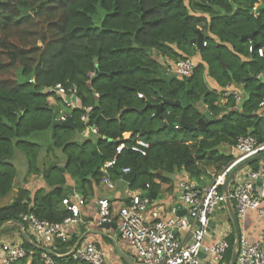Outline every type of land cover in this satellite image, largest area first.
<instances>
[{"label": "trees", "instance_id": "16d2710c", "mask_svg": "<svg viewBox=\"0 0 264 264\" xmlns=\"http://www.w3.org/2000/svg\"><path fill=\"white\" fill-rule=\"evenodd\" d=\"M1 13L0 201L15 196L1 202L0 225L27 226L25 214L63 222L72 215L63 204L69 177L85 201L106 175L121 179L124 168L136 172L132 188L158 191L178 172L200 182L206 166L221 170L234 160L226 150L241 136L264 142V54L258 53L264 50V0H0ZM200 28L206 45L198 48L191 41ZM253 33L255 52L247 36ZM196 56L186 77L158 59ZM207 76L219 88H210ZM59 83L75 84L83 106L93 107L88 124L80 119L83 109L75 108L67 110L75 128L56 125L59 110L49 99L62 100L50 91ZM236 85L243 88L241 102L232 93L222 102L226 88ZM163 97L181 104L166 103L157 114L154 106ZM202 118L203 126L181 127L182 120L196 124ZM87 125L98 133L80 139ZM138 141L147 144H139L145 154L132 149ZM16 149L27 158V175L43 177L45 186L15 191ZM111 160L115 164L105 168ZM229 221L230 247L220 264H230L236 242ZM75 241L54 244L65 253ZM24 246L27 255L12 264H47L44 252L54 264H92L28 240Z\"/></svg>", "mask_w": 264, "mask_h": 264}, {"label": "built area", "instance_id": "2783aa9c", "mask_svg": "<svg viewBox=\"0 0 264 264\" xmlns=\"http://www.w3.org/2000/svg\"><path fill=\"white\" fill-rule=\"evenodd\" d=\"M257 14V7H254ZM206 45V42L203 43ZM256 49V48H255ZM250 51L253 52L252 46ZM255 52V50H254ZM259 55L264 54L263 48L258 49ZM197 65L192 57L183 58L177 62H169L168 70L181 77L190 76ZM93 73L90 74V77ZM260 74L258 75V77ZM224 94V100L229 94H234L236 102L242 100L241 93L233 90L229 86ZM50 91L61 97L67 110L82 108L81 121L89 123L92 106L84 107L80 100L79 89L73 84H57ZM98 97L99 94L96 93ZM143 97V94H139ZM264 105V100L261 103ZM67 110L60 112L59 121H65L70 116ZM175 128H179L177 125ZM90 133L97 134L96 126L87 125L82 132L84 136ZM146 143L138 141L132 149L145 154L143 147ZM120 145L118 152L124 148ZM234 148V160L219 170L206 185L194 183L191 180H181L178 182V200L185 208V213L180 214L178 207L172 208L171 213H166L161 207L153 206V200L148 194L137 193L132 195L130 204L119 209V222L117 223L121 231V238L129 245L136 258V264H201L202 253L213 254L220 263L230 247L229 237L233 231L228 220L222 226L216 225L214 236L207 242V235L213 216L217 212H227L226 196L223 193V185L230 171L240 162L264 151V142H259L254 136H241ZM115 160L106 163L105 168L115 164ZM124 173L131 172L129 168L123 169ZM109 180V177L106 178ZM149 187V184H147ZM230 196L235 205L240 224L248 211L255 210L264 215L262 204L264 202V168L252 169L246 167L236 174L230 186ZM85 199L77 195L75 201L69 197L63 200V204L71 211L72 215L63 222H50L39 219L33 214L23 215V221L29 224L39 246L48 247L54 244L56 239L67 241L69 237V226L76 224L81 216ZM100 223H113L114 218L108 199L99 200ZM194 224L192 231V241L183 243L176 236V231L190 228ZM232 229V230H231ZM5 253V264H12L18 259L27 255L24 245L3 244ZM75 259L84 260L92 264H108L103 252L95 243L89 242L78 245L73 251ZM43 257L47 264H54L52 257L44 252ZM236 264H264V227L259 238L251 240L248 235L242 233L240 247Z\"/></svg>", "mask_w": 264, "mask_h": 264}, {"label": "crops", "instance_id": "0c3cea01", "mask_svg": "<svg viewBox=\"0 0 264 264\" xmlns=\"http://www.w3.org/2000/svg\"><path fill=\"white\" fill-rule=\"evenodd\" d=\"M197 60L199 61V57ZM161 59V63L166 65L169 62H174L168 58L158 57ZM195 60V57L193 58ZM196 61V60H195ZM215 85L218 88L217 83L214 81ZM231 90L242 94L243 88L239 85L229 87ZM223 102V101H222ZM207 111V109H205ZM130 134V133H127ZM230 153H234V148ZM260 167L264 168V160L261 161ZM206 173L200 177V182H197L193 179L189 173L186 171H181L176 173L173 176V181L171 183H162L158 191H149L148 189L142 188H132L131 184L123 179L112 180L109 175H106L103 178L101 185L95 187V195L87 199L85 205L82 207L81 216L79 221L76 224L69 226V237L70 239L76 238L74 245L70 246L65 253H61V248L56 247V244H51L48 246L55 252L58 256L63 254L71 253L78 245L86 244L89 242L95 243L98 248L103 252L105 259L108 264H136V258L129 247V245L121 238V235L117 234V231L112 226L102 227L100 223L99 215V200L108 199L111 206V212L113 214L114 222H119V209L127 204H130V199L132 195L137 193L149 194L153 200V206H158L163 209L166 213H171L172 208L178 207L180 209V214L185 213V208L180 204L178 200V182L181 180H191L194 183L200 185L208 184L213 176L219 171L214 166H206ZM125 174V173H124ZM23 175V174H22ZM19 177H17V182H19ZM36 177V176H35ZM109 177V180L106 178ZM29 182V181H28ZM20 183V182H19ZM68 185L70 189L69 198L73 201L77 199V195L81 196L82 194L79 191L78 185L70 177L68 178ZM19 186L16 184L15 191H17ZM28 190L35 192L38 188L45 186L43 177H39V180L32 181L22 185ZM14 193L7 197L6 199L0 201L2 204H9L14 197ZM264 209V202L262 204ZM225 220H228V210L227 212L221 213ZM217 223L215 221L211 222L210 231L207 237V242H210L214 236ZM264 227V215L260 214L258 211H250L246 218L241 221V230L242 233H245L250 237L251 240H256L259 238L262 228ZM194 224H190V228H185L176 231V236L181 242L189 243L192 241V231L194 230ZM36 243L35 236L32 232V228L29 224L25 226L23 223L7 221L0 225V264H5V253L3 252V244H19L24 245L25 241ZM69 240V239H68ZM39 246V245H38ZM117 248L121 250L125 255L132 258L133 262L130 263L123 258V256L118 252ZM27 250V249H26ZM60 252V253H58ZM73 253V252H72ZM215 260L209 259L206 256V253H202V262L201 264H220L215 259L213 254H210Z\"/></svg>", "mask_w": 264, "mask_h": 264}, {"label": "water", "instance_id": "95a60500", "mask_svg": "<svg viewBox=\"0 0 264 264\" xmlns=\"http://www.w3.org/2000/svg\"><path fill=\"white\" fill-rule=\"evenodd\" d=\"M247 36L251 40H253L255 34L253 33V34H250V35H247ZM203 41H204V34L199 29L198 30V36L196 38L192 39L191 42L193 44H197L198 48H200L202 46ZM255 48H256V42L253 40V42H252V50H253V52H254ZM95 61H97V59H95ZM159 94L162 96L160 91H159ZM166 103L167 104H174V103L181 104V102L179 100L175 102L172 99H168V98L163 97L162 102L160 104H156L154 106L155 109H156V113L157 114H160L161 109L163 108L164 104H166ZM149 105L150 104H148V106ZM162 124H164V123L162 122ZM204 124H205V120L203 118L200 119L196 124H194V123L193 124H189V123H186L184 120L181 121V127L182 128L196 129V128H198V126H203ZM56 125H64V126L75 128V122H74V120L72 119L71 116H69L67 118V120H65V121H57ZM1 159H2V157L0 156V160ZM262 160H264V151L254 155V156H252V157L240 162L236 166H234V168L228 174V176L226 178V181H225V183L223 185V188H222L223 193L226 196V204H227V209H228V213H229V218H230L231 222L233 223V227H234V230H235V233H236V242H235V246H234L233 251H232L230 264H236L237 255H238V248L240 247L241 235H242L240 220H239L235 205H234V203H233V201L231 199V196H230V186L232 184V181H233L234 177L236 176V174L238 172H240L241 170L245 169L246 167H250L254 162L262 161ZM135 177H136V172H134V171L125 173L123 175V179L125 181H127L128 183H130V184L134 181ZM17 188H19V186H17ZM101 226L102 227H107V228L112 226L113 228L116 229L117 234L121 235L120 228L118 227L116 222H113L111 224L107 223V222H103V223H101ZM117 250L123 256V258L125 260H127L130 263L133 262L132 258H130L129 256L125 255L123 252H121V250L119 248H117Z\"/></svg>", "mask_w": 264, "mask_h": 264}, {"label": "rangeland", "instance_id": "374dc122", "mask_svg": "<svg viewBox=\"0 0 264 264\" xmlns=\"http://www.w3.org/2000/svg\"><path fill=\"white\" fill-rule=\"evenodd\" d=\"M24 14H28V13H30V11H28L27 10V8H24L23 9V11H22ZM103 15H104V11H101L99 14H97L96 16H95V23L97 24V25H99L100 24V22H101V19H102V17H103ZM3 16V13H1V15H0V17H2ZM200 30H201V28H200ZM160 61H161V59L160 58H158ZM195 60L197 61V57H195ZM206 80H207V83L209 84V87L210 88H215V87H217L216 85H215V83H214V80H212L210 77H206ZM218 88H219V86H218ZM231 90V89H230ZM233 90H235V89H233ZM233 90H231V91H233ZM50 103L52 104V105H54L55 106V108L56 109H58L59 110V115L57 116V119H60V116H61V114H60V112L62 111V110H67V108L65 107V105H64V102H63V100H58V98H56V97H51L50 99ZM222 101L223 102H225L226 101V99L224 100V98H222ZM199 106H200V108L204 111L205 109H207V107L203 104V103H200L199 104ZM89 135V134H88ZM130 134H126V136L128 137ZM87 136H83V135H80V139H85ZM45 149V148H44ZM230 149V150H229ZM229 149H227L226 151H232V147H230ZM50 159V158H49ZM14 162H15V164H16V166H17V168H18V173H19V175H20V177H19V182L20 183H17L19 186H22V185H24V184H26V183H30V182H34V181H36V180H39V177H41V176H38V175H27V169H28V161H27V158H26V156L24 155V153L22 152V151H20V150H18V149H16V154H15V158H14ZM23 174V175H22ZM36 176V177H35ZM29 181V182H28ZM250 211H252V210H250ZM250 211H248V213L250 212ZM222 212H217L212 218H213V221H215L216 223H217V225H220V226H222V223H224L225 222V219L223 218V216H222V214H221ZM247 213V214H248ZM232 230V229H231ZM134 254V253H133ZM209 259H211L212 258V256L210 255V254H207L206 255ZM212 260H214L213 258H212ZM215 261V260H214Z\"/></svg>", "mask_w": 264, "mask_h": 264}]
</instances>
